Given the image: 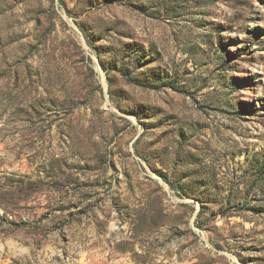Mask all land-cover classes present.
<instances>
[{"label": "rangeland", "instance_id": "374dc122", "mask_svg": "<svg viewBox=\"0 0 264 264\" xmlns=\"http://www.w3.org/2000/svg\"><path fill=\"white\" fill-rule=\"evenodd\" d=\"M0 264H264V0H0Z\"/></svg>", "mask_w": 264, "mask_h": 264}]
</instances>
